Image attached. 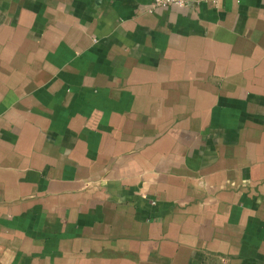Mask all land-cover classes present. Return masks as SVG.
Masks as SVG:
<instances>
[{
	"label": "crops",
	"instance_id": "obj_1",
	"mask_svg": "<svg viewBox=\"0 0 264 264\" xmlns=\"http://www.w3.org/2000/svg\"><path fill=\"white\" fill-rule=\"evenodd\" d=\"M0 264H264V0H0Z\"/></svg>",
	"mask_w": 264,
	"mask_h": 264
},
{
	"label": "built area",
	"instance_id": "obj_2",
	"mask_svg": "<svg viewBox=\"0 0 264 264\" xmlns=\"http://www.w3.org/2000/svg\"><path fill=\"white\" fill-rule=\"evenodd\" d=\"M185 6V0H153V7Z\"/></svg>",
	"mask_w": 264,
	"mask_h": 264
}]
</instances>
